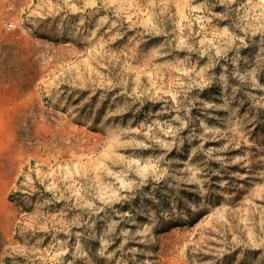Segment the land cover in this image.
Here are the masks:
<instances>
[{"label":"rangeland","instance_id":"1","mask_svg":"<svg viewBox=\"0 0 264 264\" xmlns=\"http://www.w3.org/2000/svg\"><path fill=\"white\" fill-rule=\"evenodd\" d=\"M0 264H264V0H0Z\"/></svg>","mask_w":264,"mask_h":264}]
</instances>
